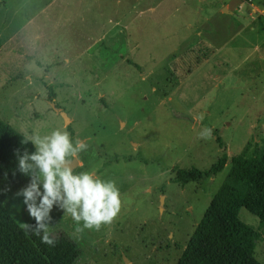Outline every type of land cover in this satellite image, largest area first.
Returning <instances> with one entry per match:
<instances>
[{
	"label": "rangeland",
	"instance_id": "1",
	"mask_svg": "<svg viewBox=\"0 0 264 264\" xmlns=\"http://www.w3.org/2000/svg\"><path fill=\"white\" fill-rule=\"evenodd\" d=\"M0 2V119L27 140L68 131L88 145L74 171L120 191L111 225L76 233L54 205L50 233L77 243L74 264H176L230 158L264 146V0ZM223 153L217 174L174 181ZM18 192L4 206L20 226L34 218ZM238 216L264 264V224Z\"/></svg>",
	"mask_w": 264,
	"mask_h": 264
},
{
	"label": "trees",
	"instance_id": "2",
	"mask_svg": "<svg viewBox=\"0 0 264 264\" xmlns=\"http://www.w3.org/2000/svg\"><path fill=\"white\" fill-rule=\"evenodd\" d=\"M49 101L56 106L52 91ZM35 150L31 141L0 119V264H74L81 249L67 233H50L56 243L49 246L31 231L26 233L4 206L9 196L30 182V177L18 170V156ZM226 162L223 153L207 170L179 168L174 181L184 185L217 174ZM242 207L264 224V146L246 148L230 158L228 174L176 264H263L254 256L260 233L239 219ZM29 224L34 225L35 220Z\"/></svg>",
	"mask_w": 264,
	"mask_h": 264
},
{
	"label": "clouds",
	"instance_id": "3",
	"mask_svg": "<svg viewBox=\"0 0 264 264\" xmlns=\"http://www.w3.org/2000/svg\"><path fill=\"white\" fill-rule=\"evenodd\" d=\"M198 135L209 139L212 130L205 127ZM28 140L36 150L18 156V170L29 176L30 182L17 193L23 196V203L35 220L34 225H20L26 233L31 231L43 243L55 246L56 238L49 228L54 205L76 222V233L85 229L99 231L115 221L122 206L115 182L91 172L76 173L72 166L73 160L87 149L85 142L77 139L74 144L69 132L59 128L44 137L30 136Z\"/></svg>",
	"mask_w": 264,
	"mask_h": 264
},
{
	"label": "water",
	"instance_id": "4",
	"mask_svg": "<svg viewBox=\"0 0 264 264\" xmlns=\"http://www.w3.org/2000/svg\"><path fill=\"white\" fill-rule=\"evenodd\" d=\"M222 10L225 12H228V9L226 7H223ZM76 164H77V161L73 160L72 166L74 167V165H76Z\"/></svg>",
	"mask_w": 264,
	"mask_h": 264
},
{
	"label": "crops",
	"instance_id": "5",
	"mask_svg": "<svg viewBox=\"0 0 264 264\" xmlns=\"http://www.w3.org/2000/svg\"><path fill=\"white\" fill-rule=\"evenodd\" d=\"M222 6H224V7H227V9L229 10V4L227 3V2H225ZM219 7V9H222L223 7ZM229 12V11H228Z\"/></svg>",
	"mask_w": 264,
	"mask_h": 264
}]
</instances>
